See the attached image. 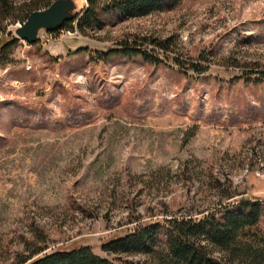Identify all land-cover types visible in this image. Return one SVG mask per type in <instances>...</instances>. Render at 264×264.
Segmentation results:
<instances>
[{
  "label": "rangeland",
  "instance_id": "374dc122",
  "mask_svg": "<svg viewBox=\"0 0 264 264\" xmlns=\"http://www.w3.org/2000/svg\"><path fill=\"white\" fill-rule=\"evenodd\" d=\"M161 2L88 33L18 38L0 65V264L34 246L143 260L101 245L220 206L257 205L264 237V0ZM153 38L168 40L167 57ZM135 40L138 52L98 54ZM156 240L163 249L162 230Z\"/></svg>",
  "mask_w": 264,
  "mask_h": 264
},
{
  "label": "trees",
  "instance_id": "16d2710c",
  "mask_svg": "<svg viewBox=\"0 0 264 264\" xmlns=\"http://www.w3.org/2000/svg\"><path fill=\"white\" fill-rule=\"evenodd\" d=\"M52 1L0 0V65L11 60L10 53L19 40L6 30L7 25L23 22L31 11L40 6L47 7ZM163 7L161 0H86V5L60 28L88 33L95 26H100L99 18L108 13L117 12L127 17L146 16L161 11ZM137 41H120L118 49L98 54L106 57L112 53L127 55L138 52ZM150 42L159 50V55L168 56V40L153 38ZM149 61L155 63L160 59L155 57ZM204 69H196V72ZM255 73L264 78V68L259 67ZM243 209L246 211H230L227 206H220L201 218L186 214L181 218H167L164 224L154 222L137 226L129 233L103 243L101 249L114 254L144 256L143 260H122L121 264H264V237L258 226L257 205L251 204ZM220 212L222 217L219 220L217 216ZM161 230L164 232L163 249L158 248L156 240V234ZM201 238L208 243L202 244ZM44 249L43 246H34L25 253L17 252L14 264H115L95 254L89 246L49 253H43Z\"/></svg>",
  "mask_w": 264,
  "mask_h": 264
},
{
  "label": "water",
  "instance_id": "95a60500",
  "mask_svg": "<svg viewBox=\"0 0 264 264\" xmlns=\"http://www.w3.org/2000/svg\"><path fill=\"white\" fill-rule=\"evenodd\" d=\"M74 0H53L47 7L31 11L26 19L14 28V34L28 44L35 43L38 32L54 31L74 17Z\"/></svg>",
  "mask_w": 264,
  "mask_h": 264
},
{
  "label": "crops",
  "instance_id": "0c3cea01",
  "mask_svg": "<svg viewBox=\"0 0 264 264\" xmlns=\"http://www.w3.org/2000/svg\"><path fill=\"white\" fill-rule=\"evenodd\" d=\"M55 40H57V39H55ZM55 40H54V41H55ZM55 42H57V43L60 44V49H59V51H58V52H60V54L66 52L69 48H71V47H69V45H65V44H63V43H61V42H59V41H55ZM71 51H72V50H71Z\"/></svg>",
  "mask_w": 264,
  "mask_h": 264
},
{
  "label": "built area",
  "instance_id": "2783aa9c",
  "mask_svg": "<svg viewBox=\"0 0 264 264\" xmlns=\"http://www.w3.org/2000/svg\"><path fill=\"white\" fill-rule=\"evenodd\" d=\"M17 27V26H16Z\"/></svg>",
  "mask_w": 264,
  "mask_h": 264
}]
</instances>
